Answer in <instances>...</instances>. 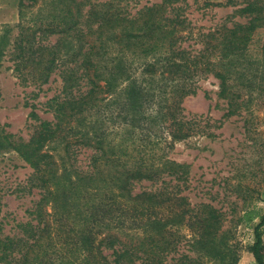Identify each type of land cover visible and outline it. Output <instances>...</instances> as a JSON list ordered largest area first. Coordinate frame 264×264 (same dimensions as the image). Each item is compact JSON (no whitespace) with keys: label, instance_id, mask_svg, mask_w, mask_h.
I'll list each match as a JSON object with an SVG mask.
<instances>
[{"label":"trees","instance_id":"16d2710c","mask_svg":"<svg viewBox=\"0 0 264 264\" xmlns=\"http://www.w3.org/2000/svg\"><path fill=\"white\" fill-rule=\"evenodd\" d=\"M130 1L138 5L18 0L12 72L22 86L41 88L58 78L61 89L47 102L52 121L40 122L27 141L0 132V145L31 169L27 189L39 196L25 222L5 232L0 219V264H198L182 253L168 259L182 229L200 254L228 257L219 241L221 215L207 204L191 206L182 195L186 167L166 152L205 134L181 107L202 78L218 81L224 118L235 115L239 56L264 26V5L249 0L238 10L248 18L244 25L208 34L204 48L191 51L182 46L188 25L183 8L174 7L180 0L134 11ZM30 109L28 117L38 121ZM57 140L60 162L44 150ZM81 148L91 151L85 172L74 166ZM142 182L154 188L135 192ZM241 221L252 229L248 252L264 264V212L246 210Z\"/></svg>","mask_w":264,"mask_h":264},{"label":"rangeland","instance_id":"374dc122","mask_svg":"<svg viewBox=\"0 0 264 264\" xmlns=\"http://www.w3.org/2000/svg\"><path fill=\"white\" fill-rule=\"evenodd\" d=\"M160 1L138 0V5L130 1L129 8L134 11ZM248 1L180 0L174 4L183 8L188 25L182 33V46L191 51L202 50L208 34L222 32L236 24L244 25L248 18L238 10ZM17 3L18 0H0V132L27 141L40 122L52 121L47 102L59 94L61 82L54 78L41 88L22 86L12 72L9 55L17 35ZM261 4L264 5V0ZM239 57L241 75H237L235 87L240 98L235 115L224 118L227 103L218 97V81L211 75L202 78L196 84L195 94L184 98L181 107L187 118L197 120V124L204 127L201 130L211 135L198 134L166 152V159L186 167L188 180L182 195L191 206L207 204L221 215L223 233L219 241L226 245L228 257L222 261L200 254L189 243L188 231L182 229L176 252L169 254V260L182 253L198 264H232L231 260L236 258L234 264H255L248 252L253 241L252 229L242 223L241 216L252 208L260 214L264 212V26L253 32ZM31 105L38 121L28 117ZM44 150L57 162L63 158L62 144L58 140L46 144ZM90 154L88 148L77 151L74 163L77 170H88ZM31 173L14 151L5 144L0 145V219H3L5 232L14 224L25 222L26 211L39 198L37 190L27 189ZM153 188L142 182L135 185L134 191ZM262 232L264 238V228Z\"/></svg>","mask_w":264,"mask_h":264}]
</instances>
